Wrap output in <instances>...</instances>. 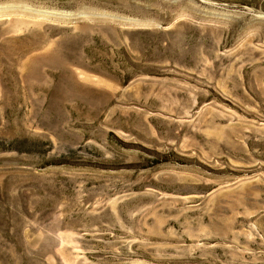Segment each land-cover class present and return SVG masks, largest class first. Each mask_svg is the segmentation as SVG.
Masks as SVG:
<instances>
[{"label": "rangeland", "instance_id": "1", "mask_svg": "<svg viewBox=\"0 0 264 264\" xmlns=\"http://www.w3.org/2000/svg\"><path fill=\"white\" fill-rule=\"evenodd\" d=\"M0 264H264V0H0Z\"/></svg>", "mask_w": 264, "mask_h": 264}]
</instances>
